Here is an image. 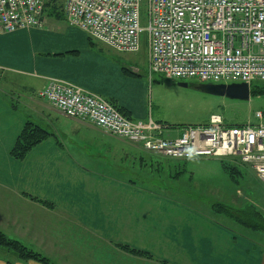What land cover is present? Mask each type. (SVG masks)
Segmentation results:
<instances>
[{
	"label": "crops",
	"instance_id": "1",
	"mask_svg": "<svg viewBox=\"0 0 264 264\" xmlns=\"http://www.w3.org/2000/svg\"><path fill=\"white\" fill-rule=\"evenodd\" d=\"M61 18L66 21L64 15L45 13L39 29L0 31V231L7 237L11 233L19 239L51 240L61 256L65 255L61 243L54 240L65 233L67 237L70 229L95 237L109 251L123 256L127 254L115 244L152 256V260L136 258L141 261L264 264L263 249L220 226L214 216L208 215L206 206L200 209L190 203L199 200L189 195L198 190L199 181H193L192 175L175 181L170 171L164 172L168 185L162 188L158 180L138 175L141 166L136 160L152 162L157 158L164 164L166 158L109 137L87 122L68 118L39 96L49 79L60 80L114 103L131 119H151L165 128L167 138L177 137L187 126H198L162 114L153 119L152 112L147 113L143 76L131 71L136 77H128L110 48L95 44L98 41L78 28L68 24L63 43L49 39L46 34L57 31ZM167 82L159 88H182L180 82L191 84ZM158 104L168 105L161 99ZM27 124L46 133V137L19 161L11 151ZM199 161L218 160L184 163L195 165ZM159 184L164 192L158 191ZM239 195L237 191L236 197ZM41 215L57 218V227L48 226ZM61 260L74 264L67 257ZM0 264L5 263L0 260Z\"/></svg>",
	"mask_w": 264,
	"mask_h": 264
},
{
	"label": "built area",
	"instance_id": "2",
	"mask_svg": "<svg viewBox=\"0 0 264 264\" xmlns=\"http://www.w3.org/2000/svg\"><path fill=\"white\" fill-rule=\"evenodd\" d=\"M60 3L66 22L121 53L146 49L148 74L210 84H264V0H0V31L39 29L45 4ZM39 96L68 118L139 145L167 160H228L247 166L264 187V110L230 126L219 114L175 138L151 119L129 120L110 103L49 79Z\"/></svg>",
	"mask_w": 264,
	"mask_h": 264
},
{
	"label": "rangeland",
	"instance_id": "3",
	"mask_svg": "<svg viewBox=\"0 0 264 264\" xmlns=\"http://www.w3.org/2000/svg\"><path fill=\"white\" fill-rule=\"evenodd\" d=\"M56 27L57 31L49 30L46 35H50L49 39L51 40H57V42L63 43L62 38L65 34L67 35L65 29L70 28V26L61 18L57 20ZM95 44L100 45V42H95ZM110 53L120 59L124 68L143 76L142 78L147 84V113L152 112L153 119L162 114L173 118L174 121L201 125L207 122L211 115L221 114L223 120H227L230 124H245L253 121V116L256 111L264 110V96L252 97L250 94L249 101L241 102L207 94L191 86L187 88H171L168 86L162 89L159 88L160 85L164 86L166 83L168 84L167 79L159 74H152L150 76L152 78H149L146 49L144 46L138 52L134 53H121L112 49H110ZM187 82L195 85L199 84V82L194 80ZM159 99L165 100L168 105L165 107L160 106L158 104ZM155 159L157 158H154L152 162L144 158L139 162L140 159H137V164L141 166L138 175L143 178L147 176L146 179L151 177L152 179L158 180L159 183L161 182L164 186L168 185L164 180V172L168 173L170 171L173 176H178L181 179H186L188 178L186 177L187 175H192L193 181H199L196 186L198 190L197 193L190 192L189 195L199 200H190V203L200 209L206 206L209 211L208 215L214 216L217 219L215 221H218L220 226L226 228L227 231H232L241 240L245 238L251 241L255 247L264 250V240L260 234L254 233L253 230L246 229L226 217L214 214L212 208L209 207L217 201L230 204L235 210L240 211L253 206L264 217V187L258 182L254 173L247 166L229 161L227 169H224L218 161L211 163L199 161L197 164L191 165L190 163L178 164L179 162L177 163V161L171 164L172 160H167L163 164ZM229 166L235 168H233L234 172L231 170L232 167ZM174 180L176 181V179ZM157 187L159 188L158 191L164 192L160 186ZM219 190L221 192L220 195ZM174 191L180 192L176 189ZM237 191H240L239 197H236ZM41 216L47 220L46 224L48 226L57 227V222H55L57 218L55 219V217L46 215ZM68 230L71 233L67 237H65L67 233H63L64 237L60 239L59 236L58 239L54 240V242L61 243L62 251L65 254L64 256L58 254V247L52 246L51 240H44L42 242L41 240L15 238L16 236H13L11 233L7 235L10 236L8 238L16 239L27 247L35 249L43 256L48 257L54 264H64L61 260L62 257L72 259L74 264H165L161 262L156 263L155 260L141 261L128 255L123 256L122 254L109 251L106 245H102L95 237L92 238L87 233L79 231L77 233L73 232V230ZM54 234L57 236V232Z\"/></svg>",
	"mask_w": 264,
	"mask_h": 264
},
{
	"label": "trees",
	"instance_id": "4",
	"mask_svg": "<svg viewBox=\"0 0 264 264\" xmlns=\"http://www.w3.org/2000/svg\"><path fill=\"white\" fill-rule=\"evenodd\" d=\"M45 13L47 15H54L55 17H62L64 15L62 11V5L60 3H47L45 4ZM122 72L126 74L128 77H136L134 73L129 71L126 68H121ZM198 85H201L200 83L190 84L191 87H197ZM205 85V84H203ZM250 94L252 97L254 96H264V84H258L255 83V85H250ZM110 103L123 117L131 119L123 110H121L118 106H116L112 102ZM226 122L230 126H240L242 124H230L227 120ZM171 128H174L173 126H170ZM167 126V128H170ZM46 137V133H44L41 130L34 129L30 124H27L20 135L18 136L15 145L11 151V156L19 161H22L25 159L26 155L29 153V151L38 143L43 141ZM226 160H221V164L227 169V164H225ZM174 162V161H172ZM186 162V161H185ZM184 162H179L178 164H181ZM232 167V172L233 166ZM235 169V168H234ZM173 179H177L178 176H173ZM160 186V184H159ZM161 187L163 188V184H161ZM210 208H212V212L214 214H217L219 216L226 217L233 222L245 227L246 229L253 230L254 233H258L262 236L264 240V217L261 214L260 211H258L253 206L250 208H245L244 210H235L234 207L230 206L229 204L223 203V202H215L212 205H210ZM254 238V237H251ZM115 247L120 250L121 252L134 257V258H142L147 260H152V256L148 253L137 250L134 248L129 247L128 245L123 244H116ZM0 260L4 261L5 264H15L16 262L25 264L28 262H34L37 264H54L48 257L43 256L39 252H37L35 249H32L30 247H27L20 241L16 239H10L8 238L4 233L0 231Z\"/></svg>",
	"mask_w": 264,
	"mask_h": 264
},
{
	"label": "water",
	"instance_id": "5",
	"mask_svg": "<svg viewBox=\"0 0 264 264\" xmlns=\"http://www.w3.org/2000/svg\"><path fill=\"white\" fill-rule=\"evenodd\" d=\"M178 86L187 88L190 86L186 82L178 83ZM196 90L202 91L207 94L223 97L231 101L247 102L250 99V89L245 83L240 84H201L195 87Z\"/></svg>",
	"mask_w": 264,
	"mask_h": 264
}]
</instances>
